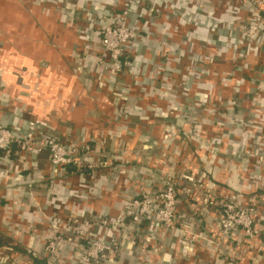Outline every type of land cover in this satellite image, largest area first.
<instances>
[{
  "label": "built area",
  "instance_id": "2783aa9c",
  "mask_svg": "<svg viewBox=\"0 0 264 264\" xmlns=\"http://www.w3.org/2000/svg\"><path fill=\"white\" fill-rule=\"evenodd\" d=\"M41 1L42 6L52 5L63 14L61 0ZM143 1L116 0L113 5H105L102 15L86 20L95 40H79L81 51L78 54L92 56L95 69L91 75L90 93L97 99L102 93L111 97L115 123L131 121L135 117L139 125L151 126L154 118L159 119L160 140H152L151 146L149 143L145 149L152 148L147 167L151 181L147 184L130 179L134 161L145 151L129 147L122 138L123 130L107 131L98 139L82 136L63 141L38 121L27 120L24 131L20 130L21 126L11 129L0 123V154L16 161L15 174L33 169L34 159L46 152L51 177L41 173L40 179L51 180L62 189L60 198L46 203L51 209L50 214L37 204L31 205L32 199L21 205L17 199L8 197V222L15 225V234L21 238L23 235L35 238L41 244V255L33 254L32 247L25 249L43 264L113 262L122 250L120 233L129 225L137 229L149 225L152 233L164 236L158 240L152 233L142 235L143 241L136 244L139 264L168 263L180 252L186 256L185 264H264V64H258L253 70L258 89L250 98L244 94L248 111L245 121L241 120L242 124H239L243 129L239 138L244 140L241 165L247 173L241 180L247 183L246 186L236 191L225 183H218L222 180L209 179L202 173L204 167L200 158L196 170L186 164L183 171H175V167L184 162L182 148L190 143L187 127L195 124L200 129L201 125L216 122L222 133L215 143L202 148L193 135L192 138L199 150H205L206 161L213 163L216 160L218 169L222 173L228 172L223 164H227L225 158L231 154L228 143L234 141L229 134L228 124L232 121L229 116L236 97L240 101L243 97L242 91L233 88L236 77L233 73L237 70H248L249 73L252 69L245 62L248 56L258 59L264 54V0H205L213 9L209 16L217 20L216 28L223 27L230 32L237 30L235 43L226 37L221 44H204L207 46H204L205 54L203 51V54L186 53L182 43H171L181 28L190 25L188 22L177 21L172 25L167 17L158 34L151 24L142 23L140 20L147 18L141 11ZM163 8L172 12L174 4L169 1L155 14L159 16ZM134 16L138 20L132 24ZM225 17H231V21L221 20ZM72 23L67 21L68 26L74 25ZM78 34L81 39L85 36L81 30ZM156 36H159L160 61L154 63L151 70L148 64H143L140 74L135 69L136 44L155 40ZM207 48L213 51L209 52ZM187 56L188 64L184 61ZM226 57L228 59L224 60ZM217 60L231 65L229 73L212 70L211 66ZM237 62L243 64L237 65ZM80 73L77 69V74ZM201 85H205V89ZM218 85L222 92L229 91V96L224 97L222 92L215 94ZM196 86L204 89L202 100L198 97L197 101L188 102L192 95L190 89ZM168 92H172L171 101L165 100ZM132 96L135 97L133 105L128 104ZM149 99L152 101L145 104ZM19 124H24L22 119ZM126 128L127 134L131 135L127 125ZM110 138L115 139V145L108 155L104 148ZM113 170L117 172V184L123 187L116 203L118 213L114 216L96 213L91 207L93 200L103 198V192L114 188L99 189L96 185L94 191V180ZM72 179L78 182L74 185ZM202 212H206L212 223L194 232L179 227L182 216L194 221L201 218ZM15 219L17 224H14ZM132 234L131 229L128 235ZM174 234H177L179 244L176 241L168 248L165 237ZM135 240L130 242L135 243ZM202 250L208 254L211 263H202Z\"/></svg>",
  "mask_w": 264,
  "mask_h": 264
},
{
  "label": "crops",
  "instance_id": "0c3cea01",
  "mask_svg": "<svg viewBox=\"0 0 264 264\" xmlns=\"http://www.w3.org/2000/svg\"><path fill=\"white\" fill-rule=\"evenodd\" d=\"M61 1L64 3L63 14L52 5L42 6L41 4L44 3L41 0H0V123L11 129L21 126L20 130L24 131L27 129V120L38 121L49 127L50 132L63 141L80 139L82 136H87L86 139L95 136L98 139L107 131L123 130L122 138L129 147L133 150L145 151L137 156L129 177L131 180L148 184L152 179L151 172L147 168L152 148L147 151L145 149L149 143L151 146L152 140H160L162 127L159 125V119L154 118L155 122L151 126L139 125L135 117L131 118V121L128 120L129 122L120 120L115 123L111 97L102 93L97 99L92 92L90 93L91 75L95 69L92 56L78 54L80 53L78 51H81L79 40H95L94 33L86 24V20L102 15L101 11L105 9V5H113L116 0ZM169 1L174 4L172 12L163 8L161 12L159 10L161 14L157 16L155 11ZM141 11L147 14V18L140 21L151 24L157 34L163 26L161 23L167 17L172 25H176L177 21L183 24L190 23L189 26L181 28L171 42L182 43V48L186 50V53L192 51L205 54L204 44H212V42L221 44L226 37L231 43H235L237 39L236 29L230 32L223 27L216 28L217 20L209 16L213 13V9L205 0H144ZM176 17L179 19L177 20ZM136 20H138L136 16L132 17V24L136 23ZM221 20L231 21V17ZM67 21L73 22L74 25L68 26ZM80 30L85 34L83 39L78 37ZM190 36H192L191 39L188 38ZM158 38L159 36H156L155 40L136 44L135 69L138 73H143V64H148L151 70L154 63L160 61ZM163 38L166 39L161 37ZM94 43L98 44L96 41ZM207 50L213 51L212 48H207ZM260 55L258 59L250 56L246 59L245 62L252 69L249 73L248 70H237L233 73L236 76H234L233 88L242 91L243 97L240 96L242 101L236 97L235 107L230 111L229 117L232 121L230 120L228 127L230 138L234 141L228 143V151L231 154L229 158H225L227 164H223L228 172L222 173L216 165V160L213 163L206 161L205 150H199L192 138L193 135L202 148L209 147L222 133V129L215 125L216 122H212L211 125H201L200 129L195 124L187 127L186 136L190 143L184 145V148L179 144L182 148L184 162L177 165L175 171H183L186 164H191V167L196 170L198 158H200L204 167L202 173L209 179L215 177L222 180L218 183H225L226 186L229 185L236 191L246 186L247 183L241 180V177H245L247 173L241 165L244 140L239 138L243 131L239 124H242L241 120L245 121L244 118L248 111L247 101L243 99L244 94L250 98L258 89V83L253 79L252 73L258 64H264V54ZM188 58L189 56L184 57L187 64ZM227 59L226 57L224 60ZM242 64V62H237V65ZM211 68L216 73L226 74L229 73L231 65L227 61L217 60ZM77 69L81 72L79 75ZM201 86L204 89L206 87ZM202 87L196 86L190 89L192 95L189 99L187 98L188 102L192 99L197 101L198 97L202 100L204 93ZM222 91L218 85L214 93L220 94ZM171 93L168 92L166 101H171ZM222 95L229 96V91L225 90ZM134 98L132 96L128 104L133 105ZM151 101L152 99H149L144 103L149 104ZM145 116L152 117L150 114ZM88 117L92 118L88 119ZM20 119L24 124H19ZM125 124L131 130V135L127 134ZM195 134L198 136L195 137ZM114 145L115 139H108L104 148L105 153L110 155L114 150ZM16 172V161L13 158L6 159L0 154V260L2 264H11L9 260L13 264H43L25 249L27 246L32 247L33 254L41 255V244L35 238L24 235L21 238L15 234V225L9 224L7 200L8 197L17 199L22 205L23 202L26 203L32 199L31 205L37 204L42 211L50 214L51 209L46 203L60 198L62 189L51 180L40 179L42 174L51 177L46 152L40 153L34 159L33 169L20 175L15 174ZM116 173V170L110 173L105 172L94 180V191L96 185L99 189L114 188L113 191L103 192V198L93 200L91 207L96 213L101 212L110 216L118 213L116 203L120 199L123 187L117 184ZM71 182L75 185L78 180L72 179ZM201 214V218L194 221L187 216H182L179 227H186L194 232L205 224L212 223V219L206 215V212ZM16 221L15 219L14 224H17ZM131 229L134 235H128ZM147 233H152L149 225H141L139 229L129 225L125 231L120 233L122 250L119 256L115 261L107 264H139L137 258L139 251L136 244L142 242V235ZM152 234L158 240L164 238L158 233V235ZM132 239L136 242L131 243ZM164 241L168 248L172 247L173 243L176 244L177 234L166 235ZM177 244H179L178 241ZM177 255L175 260L172 258L170 262L164 264H185L186 256L181 252ZM200 258L202 263L203 261L210 262L208 254L203 250Z\"/></svg>",
  "mask_w": 264,
  "mask_h": 264
}]
</instances>
